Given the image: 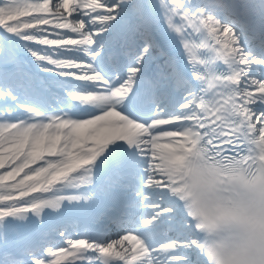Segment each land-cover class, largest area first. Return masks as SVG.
<instances>
[{
	"label": "snow or ice",
	"instance_id": "snow-or-ice-1",
	"mask_svg": "<svg viewBox=\"0 0 264 264\" xmlns=\"http://www.w3.org/2000/svg\"><path fill=\"white\" fill-rule=\"evenodd\" d=\"M0 264H264V0H0Z\"/></svg>",
	"mask_w": 264,
	"mask_h": 264
},
{
	"label": "bare ground",
	"instance_id": "bare-ground-1",
	"mask_svg": "<svg viewBox=\"0 0 264 264\" xmlns=\"http://www.w3.org/2000/svg\"><path fill=\"white\" fill-rule=\"evenodd\" d=\"M152 3H155V0H151ZM169 34L167 33V31L165 30V28L163 27V25L161 24L160 27L158 28V31H157V37L158 39L160 40V42L163 44V45H166L168 46V48H170V41L171 39L169 38ZM253 42L257 41L255 39L252 40ZM175 55L179 56L178 53H174ZM34 71V69H33Z\"/></svg>",
	"mask_w": 264,
	"mask_h": 264
}]
</instances>
